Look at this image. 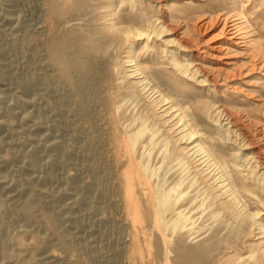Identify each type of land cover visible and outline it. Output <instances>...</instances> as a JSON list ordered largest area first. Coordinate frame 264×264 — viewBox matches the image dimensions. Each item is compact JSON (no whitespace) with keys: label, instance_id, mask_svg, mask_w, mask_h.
Instances as JSON below:
<instances>
[{"label":"bare ground","instance_id":"obj_1","mask_svg":"<svg viewBox=\"0 0 264 264\" xmlns=\"http://www.w3.org/2000/svg\"><path fill=\"white\" fill-rule=\"evenodd\" d=\"M42 1L37 33L27 24L17 34L10 0L0 2V27L10 25L13 50L30 52L37 36L43 42L53 74L47 83L68 99L62 123L73 121L82 148L62 146L54 132H43L50 126L37 121L41 114L20 110L46 67L31 60V75L15 78L20 97L9 105L22 125H37L18 131L10 115L0 119V147H10L0 172L9 161H26L17 175L0 173L8 189L0 196V264H88L75 252L114 264L110 251L128 242L137 253L153 248L159 264H264V24L252 28L247 3ZM215 22L220 39L200 47L189 25L197 31ZM6 52L0 46V58ZM2 66L0 85L9 92L13 77ZM241 76L243 95L229 82ZM69 163L74 170L61 172ZM85 170L92 174L86 180ZM54 180L64 187H48ZM98 200L127 208L137 222L130 241L124 217H97ZM83 208L92 220L77 214ZM16 228L35 241L14 240Z\"/></svg>","mask_w":264,"mask_h":264},{"label":"rangeland","instance_id":"obj_2","mask_svg":"<svg viewBox=\"0 0 264 264\" xmlns=\"http://www.w3.org/2000/svg\"><path fill=\"white\" fill-rule=\"evenodd\" d=\"M8 1L9 0H1L0 2L5 3V2H8ZM178 1L179 0H165V4H167V6H170L171 4H174V3L178 2ZM254 1H256V2H254V3L252 2L253 3L252 4L250 2H247V0H242L243 4L247 3V4H245V8L247 7L246 10L249 9L247 11L248 18H250V20L253 19L252 23L254 24V26H252V28L254 27V28H256L258 30L261 27V25L264 24V13H263V11H264L263 10L264 9V0H254ZM41 2H42V4H41ZM10 3L14 4V7L11 9V10H14V11H12L11 14H13V15L15 14L14 16L18 17L19 25L21 26L20 28H22V29L24 28L23 31H21L22 29L19 30L20 33H17V34L18 35L19 34L23 35L24 31L26 30V27H23V26L27 25V24L28 25L30 24L27 27L28 28L30 27L29 29L33 30L32 31L33 33H37V29H35V31H34V28L37 25L38 26L40 25L39 23H40V20L42 18V15H40V14H43V7H42L43 6V1L42 0H10ZM205 10H210V8L206 7ZM2 14H3V11H2ZM257 16H260V19L258 21L259 23L258 22L256 23ZM201 19H203V17ZM201 19H199L197 21V23H194V24H199V25L202 24V20ZM9 26L2 25L0 27V46L5 47L7 49V51H8V53L6 52L7 53L6 55L1 57L2 59L0 58V68H1L0 73H1L2 70L5 69V68H3L2 65H6L7 66L6 67V71H7L9 76L13 77V78H11L13 80H11V82H9L11 84L9 92H7V91L4 92L3 91L4 87L2 85H0V90H1L0 91V93H1L0 94V119L2 120V118H4V117H8L9 115H10L9 117H12L14 115L15 108L13 106H10L9 103L15 101L16 99H18L20 97V92H19V89L17 88L16 82H15V78L27 79V78L30 77L31 71H30V68L28 67L27 63L31 62V60H33V59H34V61L36 62L37 65L45 63L44 64V66H46V67H44L45 69L42 67L43 70L40 71V73L42 74L41 76L43 78V80H41L42 83L37 85V86H34L32 88V90H31V93L28 96V100H31L32 103L31 102L28 103L29 105L27 104L26 105L27 107L24 106V105L20 106V108L22 107L20 110L23 109V111H26V112L36 111V112H38V115L41 114L37 118V121H40L41 123L50 126V131H48V132L47 131H43L45 134H47L49 132H51V134H52L54 132V134L56 136H58L59 139L58 138L57 139L59 140V142L63 144V145L61 144L62 146L66 147V148H70V149H75V150H78L80 152V150L82 148V141H81L80 138L76 139L77 136H75V135H77V133H76V130H75V127H74L75 125H74L73 121L71 120V122H70L71 124L70 123L66 124L67 126L62 123L64 116L67 114L66 110H68V106H69L68 99L66 97H64L63 99L58 97V95H56L54 92H52L50 90L49 85L47 83L48 79L52 80L53 74H52V76H50L52 71L46 65V60H45V57H44V44H43V42L37 36L38 39H35L32 42V44H31V47H33V50H31L30 52H28V51L26 52V50H24L22 48H17V49L13 50V48H12L13 46H11V44H12L11 36H9V33H10V27ZM180 28H184V26L180 25ZM189 28H190L189 29L190 30L189 33L193 34V36H195V37H198L202 41L200 47L210 46L211 44H213L214 42H217L220 39V36H219L220 35L219 34L220 24L219 23L215 22L213 24L206 25V27L203 26V27H201L202 30H197V31H194V27L192 26V24L189 25ZM261 30H262V34L264 35V27ZM3 37H5V39ZM257 39H259V38H257ZM260 39L263 40V42H264V36L262 38H260ZM36 48H38V50ZM39 50L42 53H40ZM36 52H38V53L36 54ZM32 54H33V56L34 55L35 56L32 57ZM39 57L41 59H39ZM241 60H243V59H241ZM255 72L256 73H254V74L255 75L257 74L256 76H262V75H258V73H261V71H255ZM261 74H263V73H261ZM45 77H46V79H45ZM243 80L244 79L241 76V77H236L235 79H232L231 81H229L230 84H232V86H234L233 84H235L237 87L239 86V88L242 89V90L240 89L241 91L237 90L236 94L238 93L240 95H243L242 92H245V90L247 89V87L242 86L241 82ZM1 87H3V89ZM228 89H229L228 91H230V92L232 91V88L229 87ZM3 97H5V98H3ZM55 99H56V102H55ZM64 101H66V103ZM63 102H64V104H63ZM55 103H56V105H55ZM37 121L34 120V119L33 120L31 119L30 121L28 120L25 123V125L27 123L28 124L25 126V125L21 124V121H20V119H18V117H12V122H13L12 124L15 127V129L17 127L16 130H18V131L22 130L21 127L28 128L29 127L28 125H30V127H33L34 125L36 126L37 125L36 124ZM65 127H67V128L65 129ZM59 131L62 134L59 135ZM3 133H5V132L3 131ZM32 145H33V143L30 140V141H28L25 144V148L26 149H30L32 147ZM9 148L10 147L8 146L7 143H4V144L1 145V147H0V162L4 161L5 159H7L9 157V151H10ZM46 154H49V152L46 153ZM0 164H2V163H0ZM25 164H26V161H24L22 159L15 160V161H9L7 164H5L4 169L0 173L2 175H13V174L17 175V173L19 171V168L21 166H25ZM65 166L66 167H64L61 170V172L67 173V172H70V171L74 170V165H72L70 163L66 164ZM85 171H83V178L85 180L91 178V175H92L91 172H89L87 170H85ZM20 177H22L21 174L19 175V179H20ZM19 181H23V178H21ZM62 186H63V184L60 181H58V180H56V181L54 180V181L48 182V187H50V188H52L54 190L61 189V188L64 187V186L63 187ZM7 190L8 189L5 188V186H1L0 185V196L4 197L7 194ZM16 190H17V188L12 189V194L17 195L18 191H16ZM77 194L78 193L75 192L74 197ZM74 197L67 198L66 201L69 202V200L70 201L73 200ZM97 205H98L97 207L99 208V212H98L97 217H102L104 215H106V216L107 215H112V213L115 214V217H118L120 219H123V217H124V220L127 221V225H128L127 228H126V231H125V236H126L127 239L130 238L128 240V241H130L132 234L135 233L134 229H137V222H134L132 220V215L130 214V212L128 210H126L127 208L125 209V207H119L118 204L115 201H112V202L108 203V201L98 200V204ZM107 208L109 209V211H108ZM117 211H118V213H117ZM85 212H87V209L83 208L81 210V212L80 213L78 212L77 214L81 217V219L83 218L82 219L83 221H84V219H85V221L92 220V218H90L88 216V214H86ZM102 213H103V215H102ZM263 215H264V211H262V216ZM81 219H80V221H81ZM13 231H14V233H13ZM12 236H13L14 240H17V241L20 240V242H23L24 244H26V243L30 244L31 242L35 241V235L34 234H32L31 232H28V234H27V232L23 231V229H21V228L13 229L12 230ZM196 240H198V239L196 238L194 241H196ZM125 246H122L123 249L121 247L115 248V249L113 248L114 250H116L115 253H114L113 250L110 251L109 255L111 254L110 256L114 259V264H139V263L140 264H148V262H149V264L150 263L151 264H157L158 263L156 260H153L154 259L153 248H151L149 250H143L142 253H137V250H135L136 251L135 252L132 249V246H131L130 242L127 243L126 247ZM52 250L55 251V253L60 256V260L61 261H66L68 255H67V252H65V250L63 248H61L60 246H56L55 245V246L52 247ZM124 250H127L128 253L126 251H124ZM118 252H120V253H118ZM80 254L81 253L75 252L74 253V255H75L74 257L78 256L77 258H80V259L82 258L83 260H86L88 264L89 263L92 264L93 261L91 260L92 259L91 256H88V255H85V254H81V256H80ZM117 255H119V256H117ZM122 258L125 259V260H123ZM143 259L145 261H143ZM150 260H152V261H150Z\"/></svg>","mask_w":264,"mask_h":264}]
</instances>
